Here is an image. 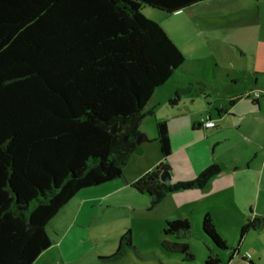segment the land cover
Returning <instances> with one entry per match:
<instances>
[{"label": "trees", "instance_id": "trees-1", "mask_svg": "<svg viewBox=\"0 0 264 264\" xmlns=\"http://www.w3.org/2000/svg\"><path fill=\"white\" fill-rule=\"evenodd\" d=\"M213 0H0V264H33L50 246L46 226L81 189L123 176L144 108L186 59L143 8L170 15ZM182 89L169 100L175 106ZM152 112H150L151 114ZM162 159L130 184L153 209L168 194L202 189L222 171L211 163L194 178L162 182L171 154L168 120L155 118ZM187 219L165 221L161 249L194 256ZM201 230L226 250L209 213ZM135 249L130 230L112 257ZM207 256L204 264H219Z\"/></svg>", "mask_w": 264, "mask_h": 264}, {"label": "rangeland", "instance_id": "rangeland-1", "mask_svg": "<svg viewBox=\"0 0 264 264\" xmlns=\"http://www.w3.org/2000/svg\"><path fill=\"white\" fill-rule=\"evenodd\" d=\"M225 1L227 0L201 3L190 10L178 11L164 19L157 10L143 8L148 17L154 20L163 19L162 26L188 61L194 59L209 61L208 57L211 54L221 56L216 67L212 63L206 71L179 74L182 78L173 75L154 91L144 108L141 122L151 137L155 118L167 119L169 132L175 127L178 132L182 130L188 135H194L197 131L193 129L192 116L205 115L203 114L205 109L211 105L216 107V103L221 101L218 97L220 89L218 87L210 89L211 83H216L218 67L230 71L235 67L242 68L245 64L244 58L237 57L226 41L239 35L244 36L250 30L231 27L222 16L210 14ZM200 82L204 89L208 88V96H202ZM178 89L183 90L180 100L175 106H170L168 102L174 98ZM211 112L213 114V111ZM159 153L155 136L146 143L142 154L130 156L122 177L82 191L108 190L117 184L116 180L125 185L127 180L137 175L140 177L152 170L158 163L156 160ZM183 170L184 168H181L182 172ZM229 194L232 208L228 211H215L212 215L216 230L226 242V250H218L211 245L202 233L201 215L194 211L190 213L180 206L174 195L165 197L153 209H148L146 195L137 194L133 189L124 186L121 191L105 199L99 198L95 206L89 209L84 224L76 223L72 228L63 229L66 231L63 234L56 228L65 227L70 207L67 214L60 213L55 216L46 227V231L52 241L64 237L68 245L66 255L63 257L57 248H52L33 264H204L207 256H217L219 264H264V218L250 216L249 202L242 194L233 192ZM173 219H187L190 224L188 232L173 235L169 239L187 243L194 256L192 261H183L182 255L167 253L161 249L162 228L165 221ZM128 230L135 249H128L120 258L112 257L119 238Z\"/></svg>", "mask_w": 264, "mask_h": 264}, {"label": "crops", "instance_id": "crops-1", "mask_svg": "<svg viewBox=\"0 0 264 264\" xmlns=\"http://www.w3.org/2000/svg\"><path fill=\"white\" fill-rule=\"evenodd\" d=\"M197 5L184 10H190ZM215 10L211 11L210 14L216 13L222 16L227 20L229 26L250 30L244 36L239 35L226 41L237 57L244 58L245 64L242 68L235 67L230 71L225 70L224 67H218L216 83H211L210 89L212 90L213 87L220 89L218 97L221 98V101L216 103V107L211 105L210 108L203 111V114H208L210 119L214 121L215 126L204 128L200 123V118L203 115H199L200 118L194 115L192 116L193 129L197 131L194 135H188L186 131L179 129L178 132L174 127L169 132L171 154L167 158V163L172 175L170 182L192 179L211 163L221 165L222 171L202 189L179 191L167 196L174 195L179 200L180 206H183L190 213L194 211L202 217V214L207 212L213 219L212 215L215 214V211H228L232 208V202L229 201L230 192L242 194L249 202L250 216L263 219L264 0H227ZM163 19L161 18V21ZM208 58H210L209 61L194 59L191 62L186 59L182 68L175 71L172 76L182 78L179 74H189L199 70L206 71L212 63L216 67L217 60L221 56L218 54L216 57L211 54ZM200 84L202 85L201 82ZM204 88L202 85L200 89L203 97L209 95L208 88ZM205 90L208 93H205ZM254 92H257L258 96H255ZM153 126L154 130L151 137L144 125L140 124L139 130L146 140L155 138V120ZM161 159L159 153L156 162ZM181 168H184L183 172ZM138 176L130 180L126 179L125 185L116 180L115 183L117 184H114L112 188L99 190L100 192L82 191L92 187L81 189L55 215L57 217L60 213L67 214L68 207H70L67 224L62 229L56 228V230L63 234L66 232L63 229L72 228L76 223L84 224L89 209L95 206V202L99 198L105 199L111 194L121 191L124 186L130 188V184ZM50 242V246L41 252L36 260L52 248H57L60 255L65 257L68 245L64 237L54 241L50 239Z\"/></svg>", "mask_w": 264, "mask_h": 264}, {"label": "water", "instance_id": "water-1", "mask_svg": "<svg viewBox=\"0 0 264 264\" xmlns=\"http://www.w3.org/2000/svg\"><path fill=\"white\" fill-rule=\"evenodd\" d=\"M144 140H146V138H144L143 134L140 133L137 136V139H136L137 143L139 144V143L143 142ZM170 178H171V176H170V171L169 170H164V171L161 172V174H160V180L162 182H165V183L166 182H169L170 181Z\"/></svg>", "mask_w": 264, "mask_h": 264}, {"label": "built area", "instance_id": "built-area-1", "mask_svg": "<svg viewBox=\"0 0 264 264\" xmlns=\"http://www.w3.org/2000/svg\"><path fill=\"white\" fill-rule=\"evenodd\" d=\"M254 95L258 96V93L254 92ZM200 123L204 126V128H210L215 126L214 121L210 119L208 114H205L200 118Z\"/></svg>", "mask_w": 264, "mask_h": 264}]
</instances>
